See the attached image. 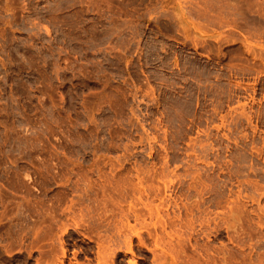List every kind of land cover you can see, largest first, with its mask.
<instances>
[{"label": "rangeland", "instance_id": "obj_1", "mask_svg": "<svg viewBox=\"0 0 264 264\" xmlns=\"http://www.w3.org/2000/svg\"><path fill=\"white\" fill-rule=\"evenodd\" d=\"M0 264H264V0H0Z\"/></svg>", "mask_w": 264, "mask_h": 264}]
</instances>
